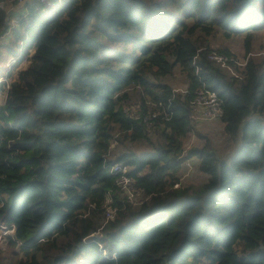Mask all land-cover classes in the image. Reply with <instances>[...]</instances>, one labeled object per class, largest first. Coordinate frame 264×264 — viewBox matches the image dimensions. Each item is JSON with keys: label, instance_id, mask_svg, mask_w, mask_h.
<instances>
[{"label": "trees", "instance_id": "obj_1", "mask_svg": "<svg viewBox=\"0 0 264 264\" xmlns=\"http://www.w3.org/2000/svg\"><path fill=\"white\" fill-rule=\"evenodd\" d=\"M20 1L0 0V264H264V0H26L11 24ZM199 88L227 156L185 150Z\"/></svg>", "mask_w": 264, "mask_h": 264}, {"label": "rangeland", "instance_id": "obj_2", "mask_svg": "<svg viewBox=\"0 0 264 264\" xmlns=\"http://www.w3.org/2000/svg\"><path fill=\"white\" fill-rule=\"evenodd\" d=\"M25 1L26 0H21L18 4H11L9 2L4 3V6L8 8V14L11 15L9 20L11 24H16L18 14L25 11L23 7ZM8 39L9 38L7 34H5L0 37V42H7ZM262 40H264V33L262 34V36L258 35L257 39L254 40L255 46H258ZM237 41V37H235L233 38L232 43H237ZM12 61H14L13 54L4 53V57L0 59V65L9 67L12 64ZM171 77L173 78L172 84L175 89H182L185 87V78L181 75L178 69L174 70ZM7 79L9 78L5 75H2L0 71V80L7 81ZM131 105L135 106V104ZM205 141L208 142L207 146L216 149L219 154L223 156H227L236 145L235 139L230 137L223 130L222 123L219 121V119L205 122H195L194 119V128L187 134V137L185 139V150L191 147H201ZM112 149L113 151L120 150V147H113ZM198 160L199 158L196 155L188 156L185 158L180 170V177L182 182L186 180L196 182L201 179V172H198ZM134 197H136L135 199H138L139 197H141V193L139 192ZM108 208L111 207L109 206ZM2 230L5 231L6 229L2 228Z\"/></svg>", "mask_w": 264, "mask_h": 264}, {"label": "built area", "instance_id": "obj_3", "mask_svg": "<svg viewBox=\"0 0 264 264\" xmlns=\"http://www.w3.org/2000/svg\"><path fill=\"white\" fill-rule=\"evenodd\" d=\"M44 5L45 8H50L54 0H37ZM211 57L216 60L224 61V57L219 54H212ZM221 99L217 94L209 89L197 90V95L194 100V113L192 114V122L213 121L219 118L221 114ZM137 117V115H135ZM113 170L117 172L115 183L118 189L127 194L129 198H133L139 193V188L134 184V178L126 173V166L121 163H114ZM114 209L108 208L105 216L110 218L113 216Z\"/></svg>", "mask_w": 264, "mask_h": 264}, {"label": "water", "instance_id": "obj_4", "mask_svg": "<svg viewBox=\"0 0 264 264\" xmlns=\"http://www.w3.org/2000/svg\"><path fill=\"white\" fill-rule=\"evenodd\" d=\"M7 17H8V13H7V15L5 16V19H7Z\"/></svg>", "mask_w": 264, "mask_h": 264}]
</instances>
